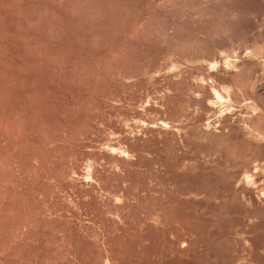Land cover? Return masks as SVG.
<instances>
[{"label":"rangeland","instance_id":"1","mask_svg":"<svg viewBox=\"0 0 264 264\" xmlns=\"http://www.w3.org/2000/svg\"><path fill=\"white\" fill-rule=\"evenodd\" d=\"M0 264H264V0H0Z\"/></svg>","mask_w":264,"mask_h":264},{"label":"clouds","instance_id":"2","mask_svg":"<svg viewBox=\"0 0 264 264\" xmlns=\"http://www.w3.org/2000/svg\"><path fill=\"white\" fill-rule=\"evenodd\" d=\"M216 100L219 101L221 104L223 103L224 101V98H222L219 93H216ZM225 109H221V111L223 112Z\"/></svg>","mask_w":264,"mask_h":264}]
</instances>
